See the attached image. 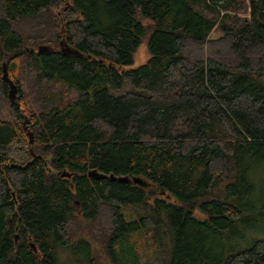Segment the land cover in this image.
<instances>
[{"label":"trees","instance_id":"trees-1","mask_svg":"<svg viewBox=\"0 0 264 264\" xmlns=\"http://www.w3.org/2000/svg\"><path fill=\"white\" fill-rule=\"evenodd\" d=\"M263 196L264 0H0V264H264Z\"/></svg>","mask_w":264,"mask_h":264},{"label":"rangeland","instance_id":"rangeland-1","mask_svg":"<svg viewBox=\"0 0 264 264\" xmlns=\"http://www.w3.org/2000/svg\"><path fill=\"white\" fill-rule=\"evenodd\" d=\"M61 31H62V39H61L60 43L64 42V44H65L64 47L67 48L66 37H65L66 30L64 29L63 25L61 26ZM218 35H219V32L216 30L213 33V36L216 37ZM60 47H61V45H60ZM150 58H151V53L149 51V48H148V45H147V41H146V38H145L142 41V43L139 46V48L136 51V53L134 54L133 63L131 65H129V66H125L122 69V72H127V71H132V70L138 69L139 67L145 65L149 61ZM6 68H7V65H6ZM7 73H8V71H7ZM8 78H9V76H8ZM15 85L18 87L17 99L15 101L17 103V102H20L19 98H20L21 94H20V91H19V86L17 84H15ZM25 122H26V120H25ZM26 126H27V124H26ZM25 129L27 130V128H25ZM27 133L28 134L29 133L32 134V139H33V144H34V134H33V132L28 130ZM263 198H264V196H263ZM104 214H105V216L107 215L106 213H104ZM74 234H75L74 235V239H76V241L78 239H81L82 237L90 238L92 242L94 241L93 242L94 249L98 252V254L96 255L98 257L97 264H111L109 259H108V257L105 254L103 246L101 245V244H103L102 242H104L106 240V238L102 237L101 234L99 233V231H98V235L94 236V234L92 232V228L90 227V225L87 222H84L83 224L80 225V227L78 229H76ZM128 247L129 246L126 243L124 245V247H123V253L128 254ZM86 254H87L86 253V249L80 248L78 251H76V253L72 254V257H69L70 260H69V258L65 259V257L63 256V262H65L64 264H80L81 262L85 261ZM142 261H143V259H142Z\"/></svg>","mask_w":264,"mask_h":264},{"label":"water","instance_id":"water-1","mask_svg":"<svg viewBox=\"0 0 264 264\" xmlns=\"http://www.w3.org/2000/svg\"><path fill=\"white\" fill-rule=\"evenodd\" d=\"M60 45H61V49H62V52L63 53H72V51L70 49L64 47L65 46L64 42H61ZM42 50H43V47H40L39 50H38V53H41ZM2 79L9 86V100H10V102H12V103L15 102L16 99H17L18 87L14 84L13 81H11L8 78L7 68H6V65L5 64L3 66V77H2ZM17 107L19 108L20 105H18ZM25 126H26V122L24 123V128H26ZM29 137H30V143L33 144V139H32V134L31 133H29ZM31 154L33 155L34 158L36 157V155H34V152L32 150H31ZM61 176L62 177H65V178H70L71 177V174L68 173V172H66V171H64L61 174ZM88 176L90 178H95V179H105L107 177L104 174H101V173H99L96 170H91L88 173ZM111 180H115V178L114 177H111ZM118 181L119 182H127L128 181V178L121 177V178L118 179ZM133 182L135 184H139L141 186H144L145 185V183L141 179H139V178H134L133 179ZM15 235H16V239H17L18 234H15ZM33 248L35 250V247L34 246H33Z\"/></svg>","mask_w":264,"mask_h":264}]
</instances>
